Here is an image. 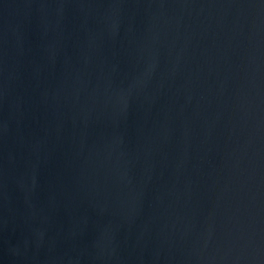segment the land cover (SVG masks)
<instances>
[{"label":"water","instance_id":"95a60500","mask_svg":"<svg viewBox=\"0 0 264 264\" xmlns=\"http://www.w3.org/2000/svg\"><path fill=\"white\" fill-rule=\"evenodd\" d=\"M0 264H264V0H0Z\"/></svg>","mask_w":264,"mask_h":264}]
</instances>
